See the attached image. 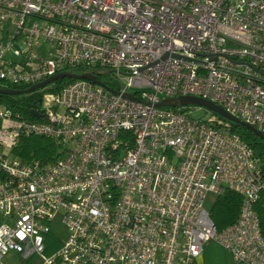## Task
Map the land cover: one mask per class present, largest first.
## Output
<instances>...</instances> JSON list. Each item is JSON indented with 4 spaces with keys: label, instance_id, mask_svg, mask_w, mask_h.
I'll return each instance as SVG.
<instances>
[{
    "label": "built area",
    "instance_id": "obj_1",
    "mask_svg": "<svg viewBox=\"0 0 264 264\" xmlns=\"http://www.w3.org/2000/svg\"><path fill=\"white\" fill-rule=\"evenodd\" d=\"M78 68L111 72L37 89L34 118L0 102V262L196 264L215 242L264 264L255 148L215 112L157 105L204 98L264 133V0H0V87ZM31 135L56 158L17 154ZM228 191L243 202L220 228L206 202Z\"/></svg>",
    "mask_w": 264,
    "mask_h": 264
},
{
    "label": "trees",
    "instance_id": "obj_2",
    "mask_svg": "<svg viewBox=\"0 0 264 264\" xmlns=\"http://www.w3.org/2000/svg\"><path fill=\"white\" fill-rule=\"evenodd\" d=\"M40 92L23 95H7L0 93V102L10 104L15 110H19L25 117L34 118L32 109L40 106ZM230 122V130L239 133L256 150L257 155L264 164V140L252 130L236 122ZM58 144L55 140L40 135L23 136L15 151L23 159H39L49 161L55 159ZM243 197L233 191H228L224 195L216 197L211 209L212 218L215 223L224 228L232 224L239 216ZM264 229V209L258 206Z\"/></svg>",
    "mask_w": 264,
    "mask_h": 264
},
{
    "label": "water",
    "instance_id": "obj_3",
    "mask_svg": "<svg viewBox=\"0 0 264 264\" xmlns=\"http://www.w3.org/2000/svg\"><path fill=\"white\" fill-rule=\"evenodd\" d=\"M79 70H82V73H78ZM111 71L110 70H99V69H82L78 68L73 71H62L60 73H57L48 79L34 84L28 88H10V87H0V93L1 94H7V95H23L27 93H32L36 91L37 89L46 86L47 84L63 79L66 77L70 78H87L90 79L94 82H101L98 79V74H109ZM131 97H135L132 94H128ZM190 104H195V105H200L203 107H206L210 109L211 111L221 115L225 119H228L232 122H236L238 124H241L245 126L246 128L252 130L255 132L258 136H260L264 140V133L256 128L254 125L240 119L237 116L232 115L229 113L223 106L211 101L207 100L204 98L196 97V96H179V97H173V98H165L161 102H159L157 105L158 106H169V107H180V106H186ZM36 115H40L39 112H34Z\"/></svg>",
    "mask_w": 264,
    "mask_h": 264
},
{
    "label": "rangeland",
    "instance_id": "obj_4",
    "mask_svg": "<svg viewBox=\"0 0 264 264\" xmlns=\"http://www.w3.org/2000/svg\"><path fill=\"white\" fill-rule=\"evenodd\" d=\"M101 77L103 78L104 81H107L109 83H114L115 81V76L110 77L109 75H102ZM130 91H135V89L131 88ZM194 106L197 108V110L193 111L191 114L194 117L207 118L208 115L213 113V111H211L210 109L200 106V105L190 104V105H186L185 107L187 111H189ZM214 201H215V197L211 196L209 200L206 202V206L209 209H212ZM52 228H53L54 233L60 236L63 240L66 239V237L68 236L66 227L63 225L62 220H60V218L55 221ZM207 250L213 256H215L218 259H221L222 261L226 263H228L231 260V256L229 252L215 242H212L210 245H208ZM0 264H41V261L39 258H36V257L30 260H25L18 253L12 251L2 259Z\"/></svg>",
    "mask_w": 264,
    "mask_h": 264
},
{
    "label": "crops",
    "instance_id": "obj_5",
    "mask_svg": "<svg viewBox=\"0 0 264 264\" xmlns=\"http://www.w3.org/2000/svg\"><path fill=\"white\" fill-rule=\"evenodd\" d=\"M210 244L206 245L205 250L197 259L196 264H234L233 258L228 250L227 251L229 252L231 256V260L228 263L222 261L221 259L216 258L210 252H208L207 248H208V245Z\"/></svg>",
    "mask_w": 264,
    "mask_h": 264
}]
</instances>
